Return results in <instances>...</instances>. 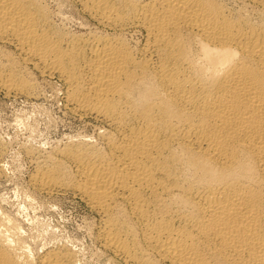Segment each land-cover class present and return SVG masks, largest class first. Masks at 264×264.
<instances>
[{
	"label": "bare ground",
	"instance_id": "obj_1",
	"mask_svg": "<svg viewBox=\"0 0 264 264\" xmlns=\"http://www.w3.org/2000/svg\"><path fill=\"white\" fill-rule=\"evenodd\" d=\"M75 1L93 26L0 0V89L34 98L35 73L57 78L94 122L25 147L32 187L78 196L125 264H264V19L224 0ZM20 225L0 211V264H78L65 245L32 253Z\"/></svg>",
	"mask_w": 264,
	"mask_h": 264
},
{
	"label": "rangeland",
	"instance_id": "obj_2",
	"mask_svg": "<svg viewBox=\"0 0 264 264\" xmlns=\"http://www.w3.org/2000/svg\"><path fill=\"white\" fill-rule=\"evenodd\" d=\"M224 1L233 7L246 8V12L251 11L249 14L254 13V19H264L263 9L259 11L248 0ZM46 3L51 6L55 22L61 24L63 20L62 25L68 29L81 31L84 28L79 26L84 22L88 26L95 24L75 0H46ZM258 15L260 16L257 18ZM33 76L40 91L37 97H14L4 94L0 89V163L4 168L0 171V211L13 216L21 224V233L33 247L32 253L53 245H65L75 252L78 264H125L101 247V241L96 235L98 215L78 196H72L69 192L59 196L48 195L37 191L30 184V175L36 165L34 159L26 154L25 147L29 146L34 151L43 153L60 144L67 135L79 131L91 132L94 124L92 119L75 118L65 109L61 84L57 78H47L38 73ZM35 247H38L37 250ZM164 263L168 264L165 261L155 264Z\"/></svg>",
	"mask_w": 264,
	"mask_h": 264
}]
</instances>
